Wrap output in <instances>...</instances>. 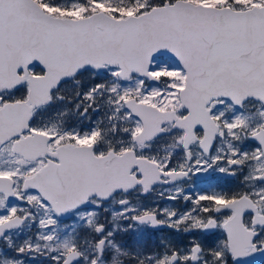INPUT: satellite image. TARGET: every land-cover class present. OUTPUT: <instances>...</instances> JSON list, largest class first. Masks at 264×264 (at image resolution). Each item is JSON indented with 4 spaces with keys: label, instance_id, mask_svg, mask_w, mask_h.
I'll list each match as a JSON object with an SVG mask.
<instances>
[{
    "label": "snow or ice",
    "instance_id": "6c2138e0",
    "mask_svg": "<svg viewBox=\"0 0 264 264\" xmlns=\"http://www.w3.org/2000/svg\"><path fill=\"white\" fill-rule=\"evenodd\" d=\"M0 264H264V0H0Z\"/></svg>",
    "mask_w": 264,
    "mask_h": 264
}]
</instances>
